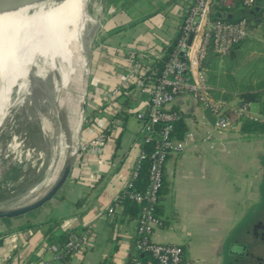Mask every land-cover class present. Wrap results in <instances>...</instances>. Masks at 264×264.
<instances>
[{"label": "crops", "instance_id": "1", "mask_svg": "<svg viewBox=\"0 0 264 264\" xmlns=\"http://www.w3.org/2000/svg\"><path fill=\"white\" fill-rule=\"evenodd\" d=\"M130 2V8L109 14L105 20L100 55L89 90L93 104L89 112L104 106L87 120L91 125L81 132L84 141L96 131L107 129L105 141L99 149L78 152L66 181L37 211V216L0 219V264H6L7 255L17 252L23 260L15 264L49 260L51 254L45 248L44 231L54 222H59L56 232L82 229L89 232L84 247L68 255L65 264H98L108 257L112 264H125L136 253V219L122 218L120 208L108 215L106 208L121 193L138 158L142 147L138 121L136 130L124 140L129 113L125 120L115 116L121 109L120 96L116 99L115 112L99 103L110 90L113 72L122 65L127 50L151 57L162 54L178 32L188 0ZM257 3L261 5L264 0ZM243 9L252 12L236 6L226 11L235 17ZM221 11L216 3L211 6V16L216 17ZM214 55L211 51L206 53L205 72L210 73ZM226 56L234 57L232 72L241 71L237 80L244 85L242 90L255 87L264 79V21L251 18L247 36ZM213 72L218 75V71ZM210 84L214 96L226 99L233 108L238 105L237 95L242 90H227L216 80ZM133 103L135 112L146 107L141 94L132 96L131 106ZM251 103L250 113L264 121V89L261 101L254 102V109ZM85 107L86 110L88 106ZM169 107L183 115L186 132L193 131L194 135L182 153L172 152L164 162L165 193L155 209L159 224L153 230L152 240L181 245L184 252L181 264H230L233 251L239 250L236 245L248 240L246 229L250 222L263 217L264 134L242 132L240 121L235 119L233 129L213 130L212 139L206 141L202 138L210 128L212 116L191 95H176ZM117 118L122 126L118 131ZM81 199L85 200L78 205Z\"/></svg>", "mask_w": 264, "mask_h": 264}, {"label": "built area", "instance_id": "2", "mask_svg": "<svg viewBox=\"0 0 264 264\" xmlns=\"http://www.w3.org/2000/svg\"><path fill=\"white\" fill-rule=\"evenodd\" d=\"M235 2L242 8L254 11L253 19L264 21V3L258 5L257 0H188L175 36L174 47L160 74L155 79H150L153 57L129 49L125 53L122 65L113 72L114 80L110 90L99 103L108 105L115 112L118 107L116 99L123 88H129L132 96L143 95L146 104L144 110L135 112V118L138 121L140 144L151 146V150L146 152L141 147L121 191L130 200L140 204L134 236L136 253L131 255L125 264H181L183 261L184 252L181 245L152 240L153 230L159 224L155 209L163 181L164 162L168 154L182 153L194 135L193 131H187L181 139L172 136L173 124L179 118L178 112L169 107L173 98L179 94H189L211 114L210 128L205 131L202 138L206 141L212 139L213 130L228 131L235 127V119L226 112L227 110L250 120L260 119L250 113L249 103L238 102L233 108L226 99L214 96L203 67L208 51L215 55H227L247 36L250 22L246 17L211 16L210 9L214 3L226 11L234 7ZM87 125L91 124L86 123ZM115 125L116 127L121 125L118 118L115 119ZM104 141L103 131L98 130L86 140L80 141L78 152L88 148L99 149ZM146 157L150 159L148 184L142 191L131 190L141 163ZM125 194L119 195L113 204L106 208L108 215H113L120 208V198ZM88 237L89 232L85 229L70 231L62 245L54 243L46 245L45 248L50 252L51 258L39 264H61L65 256L79 252ZM22 260L20 253H11L7 255L6 264H15V261Z\"/></svg>", "mask_w": 264, "mask_h": 264}, {"label": "bare ground", "instance_id": "3", "mask_svg": "<svg viewBox=\"0 0 264 264\" xmlns=\"http://www.w3.org/2000/svg\"><path fill=\"white\" fill-rule=\"evenodd\" d=\"M87 2L30 0L0 7V127L16 100L33 93L51 106L45 129L59 147L48 177L20 196L1 202L2 213L37 204L50 195L63 176L64 163L73 162L88 74L90 39L83 33L87 23L96 26L85 9Z\"/></svg>", "mask_w": 264, "mask_h": 264}, {"label": "rangeland", "instance_id": "4", "mask_svg": "<svg viewBox=\"0 0 264 264\" xmlns=\"http://www.w3.org/2000/svg\"><path fill=\"white\" fill-rule=\"evenodd\" d=\"M130 1L131 0H88L86 4L85 9L88 11L90 17L96 21V26L87 23L83 33L84 37L90 39V43L88 44L87 85L84 87L85 105L88 106V108L86 109L87 111L85 110V116L80 126L81 131L86 129L88 114L90 113L89 108L93 105L89 90L92 86L93 71L96 67L95 64L99 58L98 55H100V43L103 40L105 20L108 18L109 14L121 11L124 8H130L132 6L130 5ZM132 2H136V0H132ZM86 38H82L81 42L85 44ZM234 62V57H228L226 55L212 56L209 67L210 73L206 71L208 83L210 84L211 81L216 80L220 82L222 86L226 87L227 90L234 91L237 88L242 90L244 85L237 80L241 75V71L236 70L232 72V65ZM217 65L219 68L217 67L216 70ZM213 71H218V75ZM210 76H212V78ZM233 84L236 86L233 87ZM14 96L15 92L12 93L11 98H14ZM135 105L136 104L133 103L131 108L127 109L129 115L124 127V140L136 130ZM255 106L256 103L252 102L251 109H254ZM50 116V104L44 100V97L37 96L33 93L22 94L8 109L5 121L0 127V203L20 196L27 188L39 185L48 177L51 163L59 152V147L56 145L57 140L45 129V123L49 121ZM56 125H58L57 121ZM121 128V125L116 127L117 131L121 130ZM79 135L81 141L83 136L81 133ZM80 141L74 151V160L78 156V145ZM40 209L42 208L40 207L21 217L36 215L37 211ZM10 219L12 218H3L2 221Z\"/></svg>", "mask_w": 264, "mask_h": 264}, {"label": "trees", "instance_id": "5", "mask_svg": "<svg viewBox=\"0 0 264 264\" xmlns=\"http://www.w3.org/2000/svg\"><path fill=\"white\" fill-rule=\"evenodd\" d=\"M257 1L263 2V0H257ZM235 6L237 8H242V6L237 2H235ZM222 10L224 11V9H222ZM253 15H255L254 11H252L250 13V12L243 9V11L238 13L237 16L246 17L248 22H250ZM212 17H214V16H212ZM215 18H218V17H215ZM175 40H176V38L174 37L170 41V43L164 47L163 52L160 56H156V57L152 58L153 61L151 64V73H149L150 79H155L160 74L164 64L166 63V61H167V59H168V57H169V55H170V53L174 47ZM263 89H264V79H261L256 84L255 87L247 86L244 90H242L237 95L238 102H247V103L260 102ZM119 98H121V99H119L120 104H121V109L116 112L115 116L120 118V119L125 120L128 113H129L127 109L130 108L131 103H132V95L130 93V89L129 88H123ZM103 106L104 105L99 106V107H97V109H94L93 111H91L88 114V119L93 117L94 114L96 113V111L98 109L103 108ZM226 112L229 115H231L234 119H238L240 121V130L242 132L247 133V134H251V135H262V134H264V121H262V120H250L248 118H245L244 116L237 115L236 112L230 111V110H227ZM178 115H179V118L174 122L173 130L171 133L175 139H181L182 136L184 135V133L186 132V125L184 124L183 119H182L183 115L180 112H178ZM106 131H107V129H103L104 135L106 134ZM142 148H144L146 150V152H150V150H151V146H148V145H142ZM149 163H150V159L148 157H146L142 161L141 167H140L139 172H138V176L134 180L133 187L131 188V190L142 191L146 188V186L148 184ZM164 193H165V185L162 181L161 188L158 192V202L163 198ZM121 194H125V193L123 192V193H120L119 195H121ZM84 200L85 199L79 200L78 205H81L84 202ZM120 200H121L120 215L122 216V218H124L126 220H132V219L137 220L139 210H140V204L130 200L126 196V194L122 198H120ZM113 202L111 203V205L113 204ZM58 223L59 222H54V223H52L51 226H49L45 229L44 238L46 240L47 245L53 244V243L58 244V245H62L65 242L68 233L70 231H72V230H68V231L56 232V227H58V225H59ZM67 259H68V256H65L64 259L61 261V264H65ZM112 263L113 262H112L111 257H108V258L100 261L98 264H112Z\"/></svg>", "mask_w": 264, "mask_h": 264}, {"label": "flooded vegetation", "instance_id": "6", "mask_svg": "<svg viewBox=\"0 0 264 264\" xmlns=\"http://www.w3.org/2000/svg\"><path fill=\"white\" fill-rule=\"evenodd\" d=\"M264 211V210H263ZM253 219L246 229L247 241L238 243L230 264H264V213Z\"/></svg>", "mask_w": 264, "mask_h": 264}, {"label": "water", "instance_id": "7", "mask_svg": "<svg viewBox=\"0 0 264 264\" xmlns=\"http://www.w3.org/2000/svg\"><path fill=\"white\" fill-rule=\"evenodd\" d=\"M27 1H30V0H0V7H5V6H13V5H17V4H21V3H24V2H27ZM258 9V7L256 8V10ZM216 17L218 18H231L232 17V13L231 12H227V11H221V12H218L216 14ZM104 36V34H103ZM103 38V37H102ZM81 121H80V124H79V130H78V139H77V144L78 142L80 141V133L82 132L80 130V126L82 124V120L85 116V92L82 93V96H81ZM109 118H111L109 116ZM77 148V147H76ZM72 163H64L63 165V176L60 180V182L58 183L57 185V188L50 194L48 195L47 197H45L44 199H42L41 201H39L37 204H34V205H31V206H28V207H23L21 209H17V210H14L12 212H8V213H2V210H0V219H3V218H14V217H19V216H22V215H25L27 213H30L32 211H35L37 210L38 208L42 207L45 203H47L48 201H50L53 196L56 194V191L59 190V188L62 186V184L65 182L67 176H68V173L70 171V167H71Z\"/></svg>", "mask_w": 264, "mask_h": 264}]
</instances>
